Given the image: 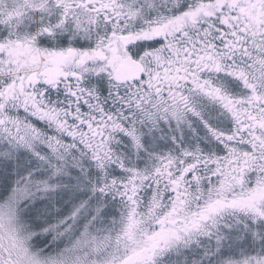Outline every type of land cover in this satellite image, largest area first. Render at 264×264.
I'll list each match as a JSON object with an SVG mask.
<instances>
[{
	"label": "snow or ice",
	"instance_id": "1",
	"mask_svg": "<svg viewBox=\"0 0 264 264\" xmlns=\"http://www.w3.org/2000/svg\"><path fill=\"white\" fill-rule=\"evenodd\" d=\"M0 264H264V0H0Z\"/></svg>",
	"mask_w": 264,
	"mask_h": 264
}]
</instances>
